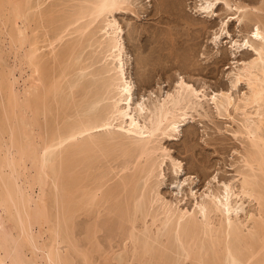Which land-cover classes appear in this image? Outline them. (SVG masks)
<instances>
[{
	"label": "bare ground",
	"instance_id": "bare-ground-1",
	"mask_svg": "<svg viewBox=\"0 0 264 264\" xmlns=\"http://www.w3.org/2000/svg\"><path fill=\"white\" fill-rule=\"evenodd\" d=\"M253 2L205 0L194 10L220 20L215 48L229 38L231 55L249 58L234 62L230 90L208 94L181 76L165 97L136 101L115 14L137 0H0V37L23 51L18 62L31 72L18 88L0 50V264H95V252L117 253L113 236L110 250L101 243L108 225L121 237L118 264H264V0ZM89 47L102 56L90 83ZM204 102L239 113L237 133L249 142L238 178L200 197L190 189L187 207L186 196L159 191L167 160L176 176L182 170L163 141L178 139Z\"/></svg>",
	"mask_w": 264,
	"mask_h": 264
},
{
	"label": "rangeland",
	"instance_id": "rangeland-1",
	"mask_svg": "<svg viewBox=\"0 0 264 264\" xmlns=\"http://www.w3.org/2000/svg\"><path fill=\"white\" fill-rule=\"evenodd\" d=\"M146 1L137 0L134 10L118 11L115 14L123 28V40L126 47L124 59L127 63L126 68H128L126 69L127 75L134 83V99L137 101L148 92H153L154 95L163 98L167 93L174 90V86L181 76L196 88H204L208 94L230 90L232 73L236 65L234 62H241L249 58L243 52H239L234 58L230 53L232 50L229 38L222 37L219 49L214 47L211 43L212 33L219 28L220 20L217 18V20H213L214 22L204 21L194 11L201 1L205 0H149L151 3ZM253 1L247 0L251 4L254 3ZM222 12L221 9L218 10L219 14ZM224 16L225 14L222 17ZM202 24L207 26L206 32L203 33L200 30L203 27ZM235 28L236 26H232L230 31L234 35V39H238V29ZM2 35L0 39L3 38L1 40L3 46H0V50L4 48L5 53L2 52L6 57V62L11 68H15V75L17 78L19 77V82H21L19 84H22L18 85V88L24 89V78H27V74L30 76L31 72L27 68L28 66H25L26 64L18 62L23 51L15 49V46L12 47L7 36ZM10 48L13 49L11 50L12 53L8 51ZM17 50L20 54L14 53ZM98 51L89 47L84 52L83 57L88 58L86 64L89 65V69H87L89 71H86L88 74L86 77L88 81L86 82L90 83L92 80L91 72L93 73L101 67L99 60L102 56L101 52L98 53ZM94 53L96 54L94 55ZM14 57H18V59L16 60ZM47 64L50 66L51 60H47ZM93 67H95L94 70H92ZM22 86L24 87L22 88ZM247 90V84L243 83L234 89L233 93L237 97ZM81 92L80 89L76 91L78 97L83 94ZM204 103V108L199 109V112L192 111L193 118H190L186 125L180 127L178 139L171 137L163 141L172 157L181 162L182 170L176 176L171 169V162L167 160L164 164L165 178L159 191L170 201H175L176 197L186 196L184 202H186L187 207H192L194 202L190 196V189H193L200 197L209 184L212 188L217 189L221 181L238 178L237 170L241 168L240 155L245 150L243 145H248L244 142H249L246 141L248 140L246 136L237 133L241 118L239 113L231 110L230 117L227 115L228 113L220 114L213 104ZM50 117L51 121H49L53 122V117ZM119 159L122 160V158ZM113 165L116 166V162H113ZM186 179V183L183 184ZM103 219L100 220V222L102 221L100 224H104L105 219ZM87 220L84 216L80 218L79 226L82 227L79 229L83 230L84 226L89 224ZM150 222L151 219L149 218ZM111 226H104L102 229L101 243L105 244L104 247L107 250H110V245L113 244L114 250L116 248L117 253H119L122 246L117 245H121V237L120 235L117 237L119 233L115 229H111L114 232L110 231ZM111 233H116V236ZM45 235L48 237L49 234L46 233ZM111 236H113L112 243L108 240L112 239ZM82 241L84 242V238ZM113 252L110 253L109 257L107 255L108 259H105V254L95 252L93 261L95 264H118L119 257H116L118 260L112 258L118 254L116 251ZM102 255L105 257L103 258ZM77 259L78 257L75 264H80L81 259L79 261ZM81 263L85 264L84 261Z\"/></svg>",
	"mask_w": 264,
	"mask_h": 264
}]
</instances>
